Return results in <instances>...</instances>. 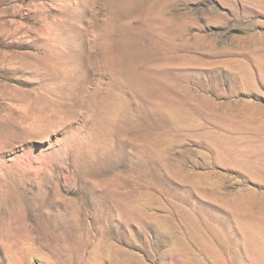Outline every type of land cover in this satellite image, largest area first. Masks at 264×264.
Here are the masks:
<instances>
[{
	"label": "rangeland",
	"instance_id": "374dc122",
	"mask_svg": "<svg viewBox=\"0 0 264 264\" xmlns=\"http://www.w3.org/2000/svg\"><path fill=\"white\" fill-rule=\"evenodd\" d=\"M255 162L264 0H0V264H250Z\"/></svg>",
	"mask_w": 264,
	"mask_h": 264
},
{
	"label": "bare ground",
	"instance_id": "6f19581e",
	"mask_svg": "<svg viewBox=\"0 0 264 264\" xmlns=\"http://www.w3.org/2000/svg\"><path fill=\"white\" fill-rule=\"evenodd\" d=\"M251 165L254 179L264 182V162ZM239 221L243 243L250 255V264H264V204L255 200L250 213L240 217Z\"/></svg>",
	"mask_w": 264,
	"mask_h": 264
}]
</instances>
